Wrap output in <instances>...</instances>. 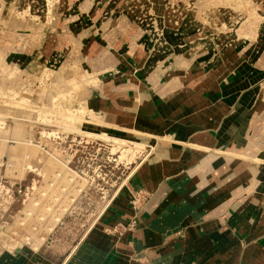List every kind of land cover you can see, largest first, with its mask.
Segmentation results:
<instances>
[{
	"label": "rangeland",
	"instance_id": "1",
	"mask_svg": "<svg viewBox=\"0 0 264 264\" xmlns=\"http://www.w3.org/2000/svg\"><path fill=\"white\" fill-rule=\"evenodd\" d=\"M252 33L261 37L252 47L255 64L264 65V0H0V40L30 37L22 52L0 45V255L36 250L59 260L101 207L128 190L151 143L167 142L155 135L160 131L153 124H137L152 134H135L92 118L81 93L98 85L101 73L92 80L77 71L81 65L89 71L111 65L118 72L104 77L107 85L127 86L129 64L142 57L131 54L133 47L141 48L142 58L176 47L163 61L167 66L187 65L188 54L180 55L198 44L200 50L188 56L197 66L228 49L220 62L227 66L231 53L247 42L236 40ZM104 49L116 59L106 57L103 64ZM110 95L129 97L108 90L97 94L102 100ZM260 97L261 107L264 91ZM136 201L134 196L130 202Z\"/></svg>",
	"mask_w": 264,
	"mask_h": 264
},
{
	"label": "crops",
	"instance_id": "2",
	"mask_svg": "<svg viewBox=\"0 0 264 264\" xmlns=\"http://www.w3.org/2000/svg\"><path fill=\"white\" fill-rule=\"evenodd\" d=\"M25 36L4 35L0 45L22 52L30 44ZM243 37L236 43L247 42L231 53L227 66L220 62L228 49L197 66L188 57L200 50L194 42V50L188 47L180 55L188 54L187 65H164L176 47H161L144 58L141 48L133 47L131 54L142 57L128 65L127 86L107 85L104 77L118 72L111 65L90 71L81 65L79 72L101 73L98 85L80 92L86 93L82 100L90 103L92 118L135 134H152L137 124H153L160 131L155 135L167 142L151 143L130 175L128 190L101 207L59 260L27 250V256L3 252L0 264H264V102L259 106L264 65L255 64L252 48L259 34ZM103 52V64L114 61L116 54ZM217 70L221 74L215 76ZM107 90L129 97L98 98ZM120 116L129 121H118ZM134 196L136 208L130 202Z\"/></svg>",
	"mask_w": 264,
	"mask_h": 264
},
{
	"label": "bare ground",
	"instance_id": "3",
	"mask_svg": "<svg viewBox=\"0 0 264 264\" xmlns=\"http://www.w3.org/2000/svg\"><path fill=\"white\" fill-rule=\"evenodd\" d=\"M96 75H99V73L95 74V72H92V71L87 73V76H88L89 78H91L92 80H95L94 77H95ZM83 76L85 77L86 74L83 75ZM92 77H93V78H92ZM89 112H90V111H89ZM116 138H117V137H116ZM117 139H120L121 141H124V139H122V138H120V137L117 138Z\"/></svg>",
	"mask_w": 264,
	"mask_h": 264
}]
</instances>
